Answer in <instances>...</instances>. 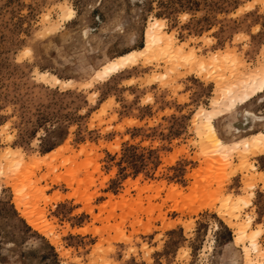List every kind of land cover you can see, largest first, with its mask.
Returning <instances> with one entry per match:
<instances>
[{
    "label": "rangeland",
    "instance_id": "obj_1",
    "mask_svg": "<svg viewBox=\"0 0 264 264\" xmlns=\"http://www.w3.org/2000/svg\"><path fill=\"white\" fill-rule=\"evenodd\" d=\"M154 19L166 53L94 78ZM262 67L264 0H0V264H246L250 218L264 254V148L197 132ZM243 108L263 117L264 91L215 118L229 148L264 129L234 134Z\"/></svg>",
    "mask_w": 264,
    "mask_h": 264
},
{
    "label": "bare ground",
    "instance_id": "obj_2",
    "mask_svg": "<svg viewBox=\"0 0 264 264\" xmlns=\"http://www.w3.org/2000/svg\"><path fill=\"white\" fill-rule=\"evenodd\" d=\"M64 10L65 11L67 10L68 12L67 15H69V17H73V9L66 6ZM65 11H63V13ZM163 26L164 24L159 19H154L145 30V43L143 47L139 49H132L124 54L115 57L114 59L109 60L108 62L103 64L102 68L98 69V71L95 73V76L96 75L97 76L94 78L99 77L100 74L108 75V74L116 73L121 68L130 64L132 61L137 60L138 59L137 57L143 56L145 53L151 54L152 52H155L154 55L156 56L160 54L163 55L164 53H166L167 49H164L161 46L164 43V41H168V38L166 37L165 33H163L162 31ZM169 45L171 46V44ZM196 57H197L196 54L185 56V58H194V59ZM224 57H226V55ZM216 58H218V56ZM220 64L221 62H216V61H213L211 63L201 62L200 68L206 70L205 68H207V65H210L212 68L213 67L221 68ZM217 68H215L214 71ZM262 69L263 71L260 70L261 74H258L256 72L257 74H252L253 76H251L249 79L246 80L244 79L236 84L226 85L225 87L221 86V88H223L222 93L221 95L219 94L220 95L219 97L213 99L212 102L213 107L211 109L201 108L198 112V120H200V122H197V132L199 137H201V139L204 140V143L213 144V146L217 148V149L214 148L213 150L218 151V153L221 152L224 153L223 156L225 157L230 155L229 152L233 153V151H231L230 149L237 150L242 147L245 151L248 150L247 152L248 154L250 153L249 150L254 152L264 148V129L255 131L247 136L246 135L242 136L240 140H237L234 143H232L231 148H229L228 145L230 144H228L223 139L218 137L217 129L215 125L216 117L223 116L224 112L233 111L237 103H240L242 105L243 103L251 99L253 96H255L257 93H261L264 91V67H262ZM49 74L41 73V76L47 77ZM103 75L101 77H103ZM50 76L51 79H53L55 82L58 83L63 82L60 80V78L56 77L55 75L51 74ZM241 116L244 118V120H248L249 122L244 127H235L233 131L234 134H247L248 132H252L255 129V126L258 122L264 121V116L263 117L259 116L246 108H243L241 110ZM213 146L211 145V147ZM261 178L262 180H264V173H261ZM244 197L245 196L243 197L239 196L233 199L234 200L233 202H231L232 198H227L223 206L228 211L230 210L229 211L230 214L236 215L239 209L242 208V205L247 206L249 204ZM250 219L244 223L241 222L238 225L237 240H239V244L240 242L244 244L243 248L245 251L246 264H264V262L262 261L264 254L260 251V247L258 243V237L262 229L252 230L250 226L252 220ZM30 224L32 223L30 222ZM245 242H248V244H245ZM251 251L257 254L254 258L251 257Z\"/></svg>",
    "mask_w": 264,
    "mask_h": 264
},
{
    "label": "crops",
    "instance_id": "obj_3",
    "mask_svg": "<svg viewBox=\"0 0 264 264\" xmlns=\"http://www.w3.org/2000/svg\"><path fill=\"white\" fill-rule=\"evenodd\" d=\"M155 245V244H154Z\"/></svg>",
    "mask_w": 264,
    "mask_h": 264
}]
</instances>
